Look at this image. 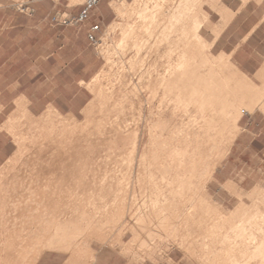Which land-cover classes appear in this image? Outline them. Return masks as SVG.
<instances>
[{"label":"bare ground","instance_id":"bare-ground-1","mask_svg":"<svg viewBox=\"0 0 264 264\" xmlns=\"http://www.w3.org/2000/svg\"><path fill=\"white\" fill-rule=\"evenodd\" d=\"M199 3L147 0L137 13V24L122 28V43L111 46L114 51L134 49L137 54L146 50L149 57L159 47H166L161 69L155 60L145 63L139 82L159 85L158 92H162L159 116L148 133L162 150L169 148L168 141L183 135L188 138L191 127L202 125L197 121L201 110L192 105L193 95L182 94L180 87L198 66L190 55L189 42L199 44L202 50L207 45L200 34L207 16L195 17L191 31L186 25ZM122 5L124 1H120ZM131 65L137 69L135 63ZM175 84L178 87L174 88ZM114 125L101 131L106 135L101 142L113 148L129 141L132 148L140 121L121 120ZM134 151L113 153L98 166H94L97 160L61 153L51 173L41 171L38 180L27 185L22 178L17 189L27 193L25 207H18V199L14 202L16 214L0 217V264H38L46 252L67 255L68 264H95L91 243L101 238H109L128 264L154 259L163 251L156 248L166 239L193 264L264 263V240L258 236L264 233L258 226L264 214L237 223L217 212L203 215L199 200L202 185L195 194L176 198V181L187 175L188 167L179 160L180 153H153L154 171L143 172L141 165L136 177ZM39 159L41 155L32 156L34 162Z\"/></svg>","mask_w":264,"mask_h":264},{"label":"rangeland","instance_id":"rangeland-1","mask_svg":"<svg viewBox=\"0 0 264 264\" xmlns=\"http://www.w3.org/2000/svg\"><path fill=\"white\" fill-rule=\"evenodd\" d=\"M63 1L69 10L65 16L70 19L78 16L72 17L70 12L77 8L80 12L85 2ZM118 1L113 4L118 13L117 23L95 47V43L90 42L101 62L97 70L91 72L95 75L86 76L83 110L72 109L71 105L61 107L59 112L39 107L27 117L21 109L15 111L19 114L13 120L18 122H15L16 126H9L11 109L0 111V122L8 121L2 129L14 139L6 132L0 136V217L16 214L14 202L18 199L21 203L18 207H25L27 193H22L23 188L17 189L18 182L23 178L24 185L35 183L41 171L51 173L61 153L97 160L94 166H98L113 153H129L133 149L136 177L141 165L143 172L154 171L153 153H180L179 160L186 162L188 167H185L187 175L176 181V198L195 194L197 186L202 185L199 200L203 215L217 212L231 223H237L255 214H264V85L259 79L246 77L238 71L229 56L220 55V47L211 49L221 32L214 28L218 26L219 15H208L205 11L209 8L205 5L211 1L216 9L214 4L218 0H200L192 19L186 22L191 31L195 17L207 16L205 26L200 30L206 48L202 50L199 44L189 42L190 55L198 66L194 76L180 84L182 94L193 95L192 105L200 108L197 121L202 125L191 127L188 138L183 135L168 141L170 146L165 150L148 136L149 126L159 116L162 92H158L159 85H140L139 82L148 62L155 60L161 69L166 47H159L150 57L146 50L137 54L130 48L108 53V48L122 39V28L137 24V13L147 0L127 3V7L119 12L116 9V5L120 6ZM139 33L143 36L144 29ZM131 63H135L137 69H133ZM260 65L261 62L252 64L249 72H255ZM72 110L74 115L70 113ZM121 120L126 123L140 121L132 148L129 141L123 145L117 143L113 148L101 142L106 136L101 131L107 132L115 126V121ZM35 154L41 155L36 162L32 160ZM258 226L264 228V220L259 221ZM2 231L0 228V233ZM258 236L259 240H264V233ZM128 241L129 236H126L125 242ZM91 245L95 264H128L126 258L113 249L109 238L93 240ZM156 249H162L163 253L158 252L154 259H147L143 264H193L172 241L166 239ZM38 264H68L67 255L46 252Z\"/></svg>","mask_w":264,"mask_h":264},{"label":"crops","instance_id":"crops-1","mask_svg":"<svg viewBox=\"0 0 264 264\" xmlns=\"http://www.w3.org/2000/svg\"><path fill=\"white\" fill-rule=\"evenodd\" d=\"M120 1L125 5H116L118 12L134 0ZM114 2L99 4L80 25L64 26L54 24L52 18L68 14L66 1L0 0V111H13L8 114V121L12 120L9 126L18 124L13 120L19 117L15 111L21 109L27 117L39 107L57 112L69 105L84 109L86 76L95 75L91 72L101 62L94 47L118 21ZM214 5L216 9L211 1L205 5L208 15H219L214 28L221 32L211 49L220 47V55L229 56L238 71L259 79L263 86L264 0H218ZM78 13L77 8L70 16ZM94 26L99 30L93 33L96 42L92 47L88 37ZM123 38L112 46L120 45ZM111 50L108 48V53ZM258 62L261 65L255 72H249ZM70 113L74 115L73 110ZM8 121L0 122V136L5 132L10 135L2 129Z\"/></svg>","mask_w":264,"mask_h":264},{"label":"built area","instance_id":"built-area-1","mask_svg":"<svg viewBox=\"0 0 264 264\" xmlns=\"http://www.w3.org/2000/svg\"><path fill=\"white\" fill-rule=\"evenodd\" d=\"M103 1H107V0H85V2H84V4H83V6H82L77 17L70 19L67 16H65V17L55 16L52 18V22L54 24H60V25H64V26L80 25L88 19L90 12ZM21 8L23 11L26 10L24 4L21 5ZM98 30H99L98 26H94L91 28L92 34H90L88 37L91 43L96 42V39H95L93 33L97 32Z\"/></svg>","mask_w":264,"mask_h":264}]
</instances>
